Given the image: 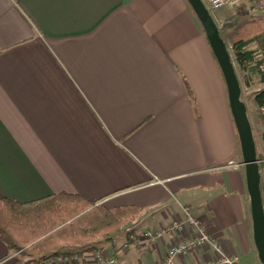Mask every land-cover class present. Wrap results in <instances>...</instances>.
<instances>
[{
	"label": "crops",
	"instance_id": "crops-1",
	"mask_svg": "<svg viewBox=\"0 0 264 264\" xmlns=\"http://www.w3.org/2000/svg\"><path fill=\"white\" fill-rule=\"evenodd\" d=\"M241 163L226 83L187 0H0V196L136 205L140 237L181 217L176 197L241 259ZM128 226L100 244L122 264H159L178 239L126 249ZM66 249L78 252L67 264H96ZM13 256L0 237V264ZM212 257L203 248L177 263Z\"/></svg>",
	"mask_w": 264,
	"mask_h": 264
},
{
	"label": "trees",
	"instance_id": "trees-1",
	"mask_svg": "<svg viewBox=\"0 0 264 264\" xmlns=\"http://www.w3.org/2000/svg\"><path fill=\"white\" fill-rule=\"evenodd\" d=\"M253 43L256 48H251ZM232 45L239 67L256 74L264 56V19L241 25ZM254 101L264 111V88L255 92ZM259 166L264 202V167ZM142 212L136 205L107 208L79 194L59 193L31 202L0 196V237L18 254L9 264H42L78 253L66 247L81 246L82 253L96 252L102 242L112 240Z\"/></svg>",
	"mask_w": 264,
	"mask_h": 264
},
{
	"label": "water",
	"instance_id": "water-1",
	"mask_svg": "<svg viewBox=\"0 0 264 264\" xmlns=\"http://www.w3.org/2000/svg\"><path fill=\"white\" fill-rule=\"evenodd\" d=\"M187 2L204 29L226 83L229 105L241 144L242 163L245 167L247 191L250 196L254 243L259 260L264 264V202L260 188L261 173L252 124L247 106L241 98V84L228 46L206 4L203 0H187Z\"/></svg>",
	"mask_w": 264,
	"mask_h": 264
},
{
	"label": "rangeland",
	"instance_id": "rangeland-1",
	"mask_svg": "<svg viewBox=\"0 0 264 264\" xmlns=\"http://www.w3.org/2000/svg\"><path fill=\"white\" fill-rule=\"evenodd\" d=\"M232 1L234 2H230L218 9L216 8L214 9L210 7L207 3L205 2L204 3L206 4L216 24L218 25L221 36L225 40L228 49L230 51V54L232 56L236 73L242 88L241 98L247 106L248 116L252 124L255 142H256L257 154L260 156V158H264V113L255 104L254 101L255 92L264 88V78H262V76L258 72L256 74H250L248 71H245L239 67L236 61L235 52L232 45L234 38L238 33V29L241 25H243L248 21L257 20L260 18L264 19V8L259 6L254 0H232ZM256 47H257L256 43L251 44V48H256ZM262 176H263V187H264V170ZM246 195H247L246 217L249 225L251 250L248 253V255L246 256L242 255L241 259L240 258L239 259L241 264H262L259 260L258 252L256 250V246L254 243L253 226H252L251 209H250V196L248 192L246 193ZM135 221L136 220L130 221L125 226L129 225L128 227H130V225ZM17 257L18 254L14 253V256L9 260L7 264L12 262Z\"/></svg>",
	"mask_w": 264,
	"mask_h": 264
},
{
	"label": "built area",
	"instance_id": "built-area-1",
	"mask_svg": "<svg viewBox=\"0 0 264 264\" xmlns=\"http://www.w3.org/2000/svg\"><path fill=\"white\" fill-rule=\"evenodd\" d=\"M212 8H221L224 5L234 2L232 0H203ZM259 6L264 8V0H254ZM258 72L264 76V56L258 63ZM263 111V110H262ZM264 113V111H263ZM259 165L264 166V158H258ZM176 202L182 211L181 217L174 219L169 229L146 230L140 237L132 232L128 227L129 239L124 247H129L131 243H139L147 240L155 243L163 239L167 232L178 234L176 242L172 243L168 249L165 259L159 264H178V260L200 249H209L213 252V257L197 264H241L237 255L225 250L222 245L207 232V228L194 214L190 205H186L175 197ZM67 264L68 258H63ZM96 264H122L115 256L109 253L106 248L97 250L94 254Z\"/></svg>",
	"mask_w": 264,
	"mask_h": 264
}]
</instances>
